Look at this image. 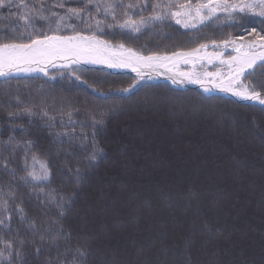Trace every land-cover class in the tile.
Segmentation results:
<instances>
[{
	"label": "trees",
	"instance_id": "trees-1",
	"mask_svg": "<svg viewBox=\"0 0 264 264\" xmlns=\"http://www.w3.org/2000/svg\"><path fill=\"white\" fill-rule=\"evenodd\" d=\"M77 2L67 0V5L76 7ZM21 23L9 17L7 9H0V29L6 32ZM66 24L77 25V30L84 29L83 34H91L86 25L74 18ZM253 27L259 30L264 24L260 18L248 16L242 24L207 22L184 30L166 19L137 34L125 32L122 40L119 29L115 33L97 34L114 44L123 42L142 55H152L195 47L229 34L251 40L247 32ZM61 32L72 34L70 28H62ZM74 69L75 72L54 70L42 77L0 78V102L6 99L3 93L8 91L20 99L22 107H32L37 113L32 117L23 114L18 117L17 123L22 127L14 132L5 124L0 128V139L12 134L21 142L31 140L33 151L41 158H48L53 169L49 187L57 189L66 199L71 196L73 201L65 205V228L71 226L77 232L91 233L103 226L107 239L98 244L114 250L124 264H136L138 249L144 250L142 259L155 264L161 241L183 243L181 237L187 235L189 224H199L198 217L205 215L218 230L225 234L231 232L232 239L225 241L217 237L205 245L204 234L198 232L191 246L196 264H209L217 249L220 251L216 258L221 264H240L244 258L249 264H262L264 145L259 129L264 128V107L215 95L222 99L205 102L200 100L203 94L197 90H177L154 81L140 82L131 92L121 93V88L135 81L132 76ZM76 75L86 83L77 81ZM15 102L13 99L12 103ZM44 108L55 118L53 127H49L47 117L40 115ZM73 108L79 111H73L70 123L62 113ZM102 112L106 113L105 125L97 135V142L104 149L105 158L89 168L85 160L87 152L81 148L80 141H69L67 137L57 139L56 133L91 136L89 117L95 115L99 119ZM4 119L6 115L0 111V120ZM81 123L85 125L83 129ZM88 151H91L90 144ZM22 153L23 149H18L15 161L18 170ZM237 162L240 179L235 174ZM77 167L83 177L78 188L75 177L69 173V169L74 173ZM7 179L3 177V181ZM189 188L199 193V199L188 200ZM28 192V187L20 186L13 210L23 200L28 219L35 220L43 232L52 225L58 209L55 204H41ZM12 228V235L18 229L21 238L33 239L28 225L20 223L18 217H13ZM36 243H41L38 237ZM65 246L60 242L59 250L62 252ZM225 248L227 254L223 251ZM44 249L41 264L46 256L54 258L57 253L55 247L49 249L47 244ZM25 253L28 264H37L34 249L28 243ZM0 264L6 262L0 261Z\"/></svg>",
	"mask_w": 264,
	"mask_h": 264
},
{
	"label": "snow or ice",
	"instance_id": "snow-or-ice-1",
	"mask_svg": "<svg viewBox=\"0 0 264 264\" xmlns=\"http://www.w3.org/2000/svg\"><path fill=\"white\" fill-rule=\"evenodd\" d=\"M0 9H7L9 17H15L17 21L22 22L17 27L8 28L6 32L0 29V33L3 34L0 38V78L7 80L11 76L34 72H42L47 76L48 65L75 72L76 69L72 68V65L102 64L108 68H130L137 73V79L131 85L119 90L121 93H129L144 80L142 69L162 68L164 73H167L165 79L170 80L173 85H197L203 93L200 96L201 101L222 99L213 96V93H222L264 106V79L254 78H264V28L258 30L253 27L247 32V35L252 37L251 40H246L244 36L233 37L229 34L223 39H211L195 47L152 55H142L123 42L114 44L108 39H101L97 34L105 31L115 33L119 29L122 40L125 32L137 34L157 23L162 24L166 19H171L186 29L195 28L198 24L206 22H220L221 19L242 24L248 16L258 17L260 23L264 24V0H78L76 7L68 6L67 0H0ZM56 9H60L61 12H57ZM73 18L86 25L91 34H83L84 29L77 30V25L66 24V21ZM62 28H70L72 34H62ZM215 62H218L221 68L226 66L227 73L220 69L207 70V65H214ZM197 63L203 71L196 70ZM181 64H190L192 70L180 71ZM164 73L157 71V75ZM151 78L149 74L148 79ZM75 79L86 83L80 75H76ZM88 87L96 91L93 85L89 84ZM3 95L6 99L0 102V111L6 115V119L0 120V128L7 124L10 132H14L16 128L22 127L17 123V118L22 114L29 117L37 115L32 107H22L20 99L12 97L10 92L5 91ZM13 99L16 101L15 104L12 103ZM73 111L79 109L73 108L67 113H62L67 115L70 123ZM40 115L48 118L49 127L54 126L55 118L48 115L46 108L41 110ZM99 115V119L95 115L89 117L92 126L91 136H76L68 132L56 133L57 139L67 137L69 141H80L81 148L87 152L85 160L86 167L89 168L94 167L99 159L105 158L104 149L97 142V135L105 125L106 113L102 112ZM84 126L81 123L82 129ZM259 131L261 144L264 145V128ZM60 143L64 141L60 140ZM89 144L91 151H88ZM21 148L23 149L20 156L21 169L18 170L15 161L18 149ZM21 171L23 174H20ZM239 171L237 162L235 169L237 179H240ZM80 172L79 167L74 173L69 169L71 176L75 177L77 188L83 179ZM4 176L8 177L7 181H3ZM52 176L53 169L48 158L46 156L41 158L38 152L33 151L31 140L21 142L12 134H9L7 139H0V181H3L0 183V261L6 264H28L25 253V245L28 243L34 249L33 255L37 264H41V253L45 250V244L49 249L55 247L57 253L54 258L46 256L42 264H124L114 250L98 244V241L107 239L103 226L91 233L77 232L71 226L65 228L63 223L67 215L65 205H70L73 201L71 196L66 199L57 189L49 187ZM21 185L28 187V195L34 196L41 204H55L58 209V215L52 220L55 228L49 225L43 232L39 231L35 220L28 219L22 206L23 200L16 204L13 210L12 205ZM187 198L189 201L197 200L199 193L189 188ZM13 217H18L20 223L28 225L33 239L26 241L25 238H21L18 229L16 234L12 235ZM81 219L87 224L85 217ZM198 219L199 224L195 222L189 224L187 235L181 237L183 243L179 240L171 244L161 241L158 250L160 255L155 264H196L191 246L198 232L204 234L202 243L205 245L217 237L231 241V232L225 234L218 230L205 215H200ZM37 237L41 241L39 244L36 243ZM60 242L66 245L62 252L59 250ZM219 251L217 249L213 252L214 259L210 260L209 264H221L216 258ZM223 251L227 254L228 249L225 248ZM143 253V249L137 250L136 264H151L142 259ZM93 257L94 260L90 259ZM240 264H249V261L244 258Z\"/></svg>",
	"mask_w": 264,
	"mask_h": 264
},
{
	"label": "water",
	"instance_id": "water-1",
	"mask_svg": "<svg viewBox=\"0 0 264 264\" xmlns=\"http://www.w3.org/2000/svg\"><path fill=\"white\" fill-rule=\"evenodd\" d=\"M63 63V62H60ZM77 67V68H81V69H93V70H103V71H107L113 74H126L129 76H132L135 80L137 79V73L133 72L130 68H108L102 64H81V65H72V68ZM54 70H68L67 68H62V67H52L51 65H48L47 71H54ZM157 71H159L160 73H163L161 70H153L150 68H145L142 69L141 72L144 75V80H142L141 82H147V81H154V82H159V83H165L167 85H169L170 87H172L173 89H177V90H186V89H194L199 91L200 93H202L201 89L197 86V85H191V84H185L183 86H179V85H173L171 83L170 80L165 79V74L164 75H157ZM151 75V79H148V75ZM16 77H42L45 76L42 72H34V73H29V74H19V75H15ZM12 77V76H11ZM203 94V93H202ZM222 96L224 98L227 99H231L234 100L236 102L239 103H243V104H252V105H257V106H261L264 107L258 103L255 102H251V101H245V100H239L235 97H231V96H226L222 93H213V96Z\"/></svg>",
	"mask_w": 264,
	"mask_h": 264
},
{
	"label": "rangeland",
	"instance_id": "rangeland-1",
	"mask_svg": "<svg viewBox=\"0 0 264 264\" xmlns=\"http://www.w3.org/2000/svg\"><path fill=\"white\" fill-rule=\"evenodd\" d=\"M222 15V14H221ZM171 20V19H170ZM174 24H175V22L173 21V20H171ZM221 21H223V19H221ZM223 22H228V21H223ZM207 23V22H206ZM175 25H177V24H175ZM201 25H203V24H198L197 25V27H199V26H201ZM177 26H179V27H181L182 29H184V30H187V29H194V28H184L183 26H181V25H177ZM196 28V27H195ZM144 30V29H143ZM128 33V32H127ZM209 52L211 51V48H209V50H208ZM230 51V50H229ZM233 55H235V53H232ZM218 69H220V70H222L225 74L227 73V67L226 66H223L222 68H221V66L219 65V63L218 62H215L214 63V65H207V70H209V71H217ZM179 70L180 71H190V70H192V66L189 64V65H181V66H179ZM196 70L197 71H203V69H201L200 68V64L199 63H197V65H196ZM12 77H14V76H12ZM16 77V76H15ZM234 101V100H233ZM239 103V102H238ZM243 104V103H242Z\"/></svg>",
	"mask_w": 264,
	"mask_h": 264
},
{
	"label": "bare ground",
	"instance_id": "bare-ground-1",
	"mask_svg": "<svg viewBox=\"0 0 264 264\" xmlns=\"http://www.w3.org/2000/svg\"><path fill=\"white\" fill-rule=\"evenodd\" d=\"M181 65H183V64H181ZM181 65H180V66H181ZM159 70H161V71L164 73V69L161 68V69H159ZM165 74H167V73H165Z\"/></svg>",
	"mask_w": 264,
	"mask_h": 264
}]
</instances>
